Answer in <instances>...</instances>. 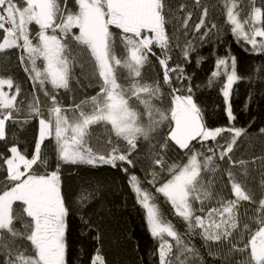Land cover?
<instances>
[{"label":"snow or ice","instance_id":"obj_1","mask_svg":"<svg viewBox=\"0 0 264 264\" xmlns=\"http://www.w3.org/2000/svg\"><path fill=\"white\" fill-rule=\"evenodd\" d=\"M245 7L250 10L245 11ZM223 9L226 24L237 42H246L252 51L264 53V6H255V0H248L246 6L243 0H223ZM179 11H187L186 6L181 4ZM207 15L208 8L204 7L194 26L201 41H206L217 28L206 24ZM191 17L190 11L186 16L175 17L166 0H74L72 7L68 0H0V53L19 49V62L25 65L33 89L38 85L50 101L46 109L37 95L20 102L26 103L25 123L33 118L39 121L31 155L21 151L16 142L7 148L9 155L0 154V167L6 172V180L0 186L3 264H68L66 232L70 208L62 187V166L109 165L129 174L127 166L136 167L139 158L135 154L141 141L149 145L150 171L145 172L143 180L130 173L128 183L145 210L151 236L159 242L153 253L157 264H205L191 242L195 235L204 241L209 256L219 255L212 251L213 244L227 245V254L221 257L225 264H264V197L257 204L231 167L225 171L234 199L214 191V177L220 171L218 160L227 158L230 166L238 163L247 175L249 162L234 161L230 155L237 141L248 134L247 129L231 123L227 127H209L207 110L196 98L192 77L185 75L180 64L169 66L173 36L167 26L180 23L177 31L187 36ZM73 46L89 54L99 91L65 107L53 93L69 89L79 60ZM153 46L162 54L158 59L163 67V84L171 87L173 73L181 82V87H171L166 108L161 106L164 92L160 81L149 82L143 76V69L150 65V55H156ZM176 47H180L179 43ZM180 51L188 61L196 48L192 41H186ZM215 68L208 86L221 83L219 91L226 117L229 122L235 121L233 86L242 79L236 57H218ZM46 85H51L53 92ZM5 86L15 91L10 94ZM20 94L21 86L14 84L11 76H0V141L6 139V122H15L21 113L17 106ZM95 126L107 130L106 139L94 137ZM165 128L163 142L152 144ZM225 133L230 138L216 148L198 151L193 145L199 141L204 149L207 141L215 142ZM259 134L264 136V128L259 129ZM49 138L55 146L54 163L43 151ZM170 144L185 151L183 161L169 163L161 154L167 153ZM162 174L166 178L162 179ZM145 182L151 187H146ZM261 187L264 188V179ZM94 194L87 191L79 195L77 204L83 206ZM158 194L185 223L186 233L165 219ZM214 197L217 198L213 204ZM241 201L257 205L252 217L247 211L241 214ZM18 223L22 229L16 227ZM19 240L28 241L30 250L21 248ZM236 255L240 259H235ZM90 264H106L99 249Z\"/></svg>","mask_w":264,"mask_h":264},{"label":"trees","instance_id":"obj_2","mask_svg":"<svg viewBox=\"0 0 264 264\" xmlns=\"http://www.w3.org/2000/svg\"><path fill=\"white\" fill-rule=\"evenodd\" d=\"M68 3L69 7H72L74 0H68ZM181 4L186 6L187 11L192 12V17L187 28V36L182 31H177L181 26L180 23L173 22L167 26L170 35L173 36V50L170 53L172 59L169 61V66L174 67L180 64L185 69V75L192 77L191 83L196 98L207 110L206 121L209 127H227L231 123L236 127L246 128L248 132L246 136L237 141L230 153L234 161L249 162L246 165L247 175L243 174L244 169L238 163L230 166L227 158L223 161L218 160L220 171L214 177V191L226 199H234L225 171L231 167L237 180L253 195V199L258 204L259 199L264 197V188L261 187V180L264 179V136L259 134V129L264 128V53L252 51V46L246 42H237L230 27L226 24L223 0H199V4L196 0H166V5L173 10L177 18L187 15V11H179ZM247 4L248 0H243V6ZM255 6H264V0H255ZM204 7L208 8L206 24L209 27L215 24L217 28L212 30V34L206 41H201L200 34L194 31V26L199 22ZM248 10L250 9L245 7V11ZM186 41H192L196 48L188 61L184 60L180 51ZM177 43L180 47H176ZM73 47L74 54H78L79 60L74 68L69 89H59L53 93L65 107L77 104L85 97L95 95L99 91L95 78L90 76V58L85 52ZM153 51L156 55H150V65L143 69V76L149 82L160 81L164 92L161 106L166 108L170 100L171 87L179 88L181 82L176 80L177 74L173 73L171 74L173 78L171 87L163 84V67L158 59L162 58V54L156 46H153ZM20 54L19 49L0 53V76L4 78L11 76L14 84L21 86V94L17 98V106L21 108V113L16 117L15 122L12 120L6 122V139L0 141V154L9 155L7 148L16 142L21 151L26 150L30 156L39 134V121L38 118H33L25 123L26 103L21 104L20 102L31 100L33 95H37L42 107L46 109L50 101L38 85L35 90L33 89V82L28 73L24 71L25 65L19 62ZM226 56L236 57L237 72L242 77L233 86L232 108L236 120L232 122H229L226 117L223 98L219 91L221 83L208 86L211 73L216 70V59ZM198 60L199 63H197ZM38 64H40L39 61ZM220 79L222 82L223 77ZM45 87L50 93L53 92L51 85ZM10 91L14 92L15 88ZM93 134L95 138H107V130L103 126H95ZM164 135H166V128L152 141V144L158 141L162 143ZM229 138L230 134L225 133L223 138L218 137L215 142L209 140L204 149L201 148L199 141H194L193 145L198 151H206L208 147L216 148L218 144H224ZM54 149V142L49 138L45 141L43 151L53 163ZM148 149L149 145L141 141L139 151L135 154V157L139 158L136 167L131 168L125 165L129 167L130 173H135L142 180L145 172L150 171V161L147 159ZM161 154L166 156L169 163L185 159V151L180 150L174 144H170L166 154ZM129 174L124 173L119 167L112 168L109 165L62 166V187L70 208L66 232L68 264H90L97 249L104 256L106 264H157L153 253L159 242L149 232L145 210L137 203L136 195L128 183ZM161 178H166V174H162ZM148 179H151L150 175ZM5 180L6 172L0 167V186ZM145 186L151 187L146 182ZM82 190L85 191L82 192ZM87 191H94L95 194L83 206L78 205L77 197L86 194ZM152 191L154 192L155 189L153 188ZM216 198H213V204ZM158 202L165 219L171 220L181 233H186L185 223L175 215L174 209L164 201L162 195L158 194ZM196 206L199 207V204L197 203ZM256 206L252 202L241 201L240 212L243 214L247 211V215L252 217ZM16 227L22 229V224L18 223ZM191 242L204 257L205 264H225L221 257L227 254V245L213 244L212 251L218 252L219 255L209 256L208 248L205 247L199 235L192 236ZM17 244L23 249L30 250V243L26 240H19ZM4 259L5 256L0 254V264H3ZM235 259H240L239 255H236Z\"/></svg>","mask_w":264,"mask_h":264},{"label":"rangeland","instance_id":"obj_3","mask_svg":"<svg viewBox=\"0 0 264 264\" xmlns=\"http://www.w3.org/2000/svg\"><path fill=\"white\" fill-rule=\"evenodd\" d=\"M86 54H87V56L89 57V54L87 53V52H85ZM84 54V53H83ZM85 55V54H84ZM89 66H90V68H91V74H90V76H92V72H93V66H92V63L89 61ZM4 90L5 91H9L10 92V94L12 93V91H10L8 88H7V86H5V88H4Z\"/></svg>","mask_w":264,"mask_h":264}]
</instances>
